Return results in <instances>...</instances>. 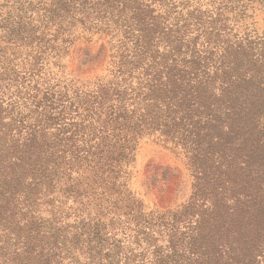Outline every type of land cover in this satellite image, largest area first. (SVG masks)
Listing matches in <instances>:
<instances>
[{"label": "trees", "instance_id": "trees-1", "mask_svg": "<svg viewBox=\"0 0 264 264\" xmlns=\"http://www.w3.org/2000/svg\"><path fill=\"white\" fill-rule=\"evenodd\" d=\"M254 10L264 0H42L4 18L0 264H264V32L239 29ZM76 30L105 35L77 55L88 71L106 52L103 74L41 94L37 79L24 104L1 87L9 50L29 51L16 76L46 57L63 69ZM151 135L190 177L172 208L122 181Z\"/></svg>", "mask_w": 264, "mask_h": 264}, {"label": "rangeland", "instance_id": "rangeland-1", "mask_svg": "<svg viewBox=\"0 0 264 264\" xmlns=\"http://www.w3.org/2000/svg\"><path fill=\"white\" fill-rule=\"evenodd\" d=\"M42 0H0V25L3 24V19L7 16H12L11 12H16L21 9L27 12L28 15L40 7ZM249 16H245L240 22L244 26L239 29L252 31L255 29L257 33L264 32V12L256 11L249 12ZM254 23L251 24V21ZM246 26V27H245ZM0 31V36H1ZM74 43L71 45L67 53H63L60 58V64L63 69L56 64H52L51 58L46 57L41 59L38 66H35L31 72L30 77H22V74L16 76L17 72L24 71L30 67L31 59L26 54H29L27 49L9 50L6 53L10 61L9 73L4 75L6 77L1 82V87L11 91H20L18 94L19 103H29V99L22 96L27 95V88H29L35 80L39 83L44 80L39 93L44 91L47 83L53 84L56 80H62L64 77H71L72 75L82 79H88L95 75L104 73V63L107 59L106 52L103 60L98 61L93 70L77 68L78 49L85 45L96 50L100 44L104 42V34H91L90 32L74 31ZM13 51V52H12ZM12 52V53H10ZM14 53V54H13ZM2 60V59H0ZM94 65V66H95ZM23 73V72H21ZM29 78V79H28ZM68 80V79H67ZM1 93V92H0ZM22 107V106H21ZM20 107V109H21ZM170 167L179 173L178 181L173 183H165L161 180V168ZM127 176L122 179L124 187L128 189L132 195L140 199L146 210L149 208H169L175 207L182 203L190 191V177L188 171L185 169L181 159L174 155L169 149L164 148L161 144L156 142L155 136H143L139 139L135 159L128 164ZM151 179H154L156 186H153ZM119 236V235H117Z\"/></svg>", "mask_w": 264, "mask_h": 264}]
</instances>
